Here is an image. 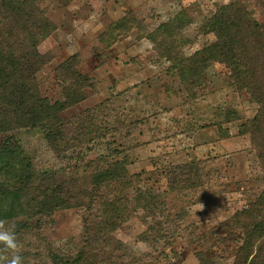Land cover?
Segmentation results:
<instances>
[{
  "label": "rangeland",
  "instance_id": "obj_1",
  "mask_svg": "<svg viewBox=\"0 0 264 264\" xmlns=\"http://www.w3.org/2000/svg\"><path fill=\"white\" fill-rule=\"evenodd\" d=\"M37 1L57 27L38 48L52 57L37 74L43 97L52 103L63 101L64 84L57 69L74 55L92 88L85 90L83 102L61 114L68 123V144L61 154L49 147L43 129L17 133L33 171L55 172L75 181L88 178L98 166L123 162L128 174L138 178L115 182L109 190L92 191L89 186V203L85 200L76 208L4 220L13 230L23 223L16 236L24 264H52L53 254L75 255L84 245L86 221L95 220L100 203L110 197L130 199L136 187L166 198V215L154 219L143 210L133 213L113 234L125 251L109 246L103 254L125 253L138 264H234L244 237L240 230L230 236L226 224L264 191V123L263 134L252 133L255 117L264 119V58H255L258 69L252 88L232 79L220 63L208 68L198 87L187 88L168 74V61L141 36L187 9L186 18L192 21L182 34L191 42L184 49L190 57L216 41L212 34L202 33L204 22L236 0ZM241 1L253 19L264 24V2ZM126 16L137 20L136 27L106 50L103 33ZM256 98L262 99L261 105ZM198 162H205L200 163L204 172L195 179L198 185L168 189L172 168ZM4 255L10 258L0 252ZM0 264L6 261L0 258Z\"/></svg>",
  "mask_w": 264,
  "mask_h": 264
},
{
  "label": "trees",
  "instance_id": "obj_2",
  "mask_svg": "<svg viewBox=\"0 0 264 264\" xmlns=\"http://www.w3.org/2000/svg\"><path fill=\"white\" fill-rule=\"evenodd\" d=\"M186 12L187 9L182 10L157 30L141 36L157 47L160 58L168 61V74L177 76L184 87H198L208 68L220 63L230 71L232 79L252 88L258 69L255 58H264V24L253 19L242 1L236 0L219 9L202 26V33L212 34L216 41L187 57L184 49L191 42L183 36L182 30L192 20L186 18ZM136 25L137 20L132 16L112 23L101 37L104 48H111L121 35ZM56 29L37 0H0V171L4 176L0 182V220L43 216L76 208L84 205L85 200L89 203V186L92 191L109 190L115 182H132L138 178L128 174L123 162L98 166L88 178L75 181L68 180L65 175L57 176L55 172L38 174L33 171L31 161L17 141V133L22 129H43L49 147L61 154L68 144L65 136L68 123L61 114L83 102L87 97L85 90L92 88L88 78L79 71L80 60L74 55L57 69L64 84L63 101L52 103L43 97L37 74L52 57L40 53L38 48ZM255 95L253 93V97ZM256 100L261 105L262 99ZM263 123L260 115L253 120L252 133L257 137L263 134ZM219 131L223 133L221 127ZM78 135L82 137L81 132ZM259 158L263 159L261 154ZM200 163L205 162L172 168L167 173L168 189L183 191L198 185L195 179L205 170ZM76 183L87 187L78 186L77 189ZM165 199L139 187L134 188L130 199H104L95 220L86 221L82 249L73 256L53 254L52 264H138L134 257L125 253L111 256L103 254V250L111 246L115 252L125 251L113 234L139 210L145 211L147 218L165 217ZM226 226L230 228V236L233 230H240L244 237L241 255L234 264H264V191L252 206L235 214ZM22 228V222L16 223L15 233L19 234ZM95 250L97 254L91 255Z\"/></svg>",
  "mask_w": 264,
  "mask_h": 264
},
{
  "label": "clouds",
  "instance_id": "obj_3",
  "mask_svg": "<svg viewBox=\"0 0 264 264\" xmlns=\"http://www.w3.org/2000/svg\"><path fill=\"white\" fill-rule=\"evenodd\" d=\"M0 245H3L0 252L10 254V258L8 255L0 257L6 261V264H24L23 257L18 254L19 244L16 233L12 228L6 227L4 220H0Z\"/></svg>",
  "mask_w": 264,
  "mask_h": 264
},
{
  "label": "crops",
  "instance_id": "obj_4",
  "mask_svg": "<svg viewBox=\"0 0 264 264\" xmlns=\"http://www.w3.org/2000/svg\"><path fill=\"white\" fill-rule=\"evenodd\" d=\"M204 131V130H203ZM205 132V131H204Z\"/></svg>",
  "mask_w": 264,
  "mask_h": 264
}]
</instances>
